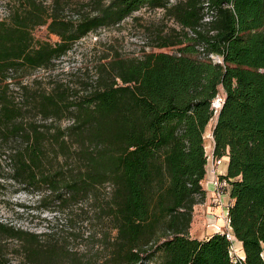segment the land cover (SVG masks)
<instances>
[{"label": "trees", "instance_id": "1", "mask_svg": "<svg viewBox=\"0 0 264 264\" xmlns=\"http://www.w3.org/2000/svg\"><path fill=\"white\" fill-rule=\"evenodd\" d=\"M78 1L7 0L0 18V140L10 164L0 174L33 199L18 204L53 214L91 199L103 246L71 264H264V0ZM72 4L77 18L62 16ZM143 8L176 24L154 33L155 50L106 53L84 93L22 83L25 68L48 67L89 32ZM40 27L57 39L36 38ZM214 115L212 151L227 157L218 177L242 257L230 254L226 230L189 233L206 195L204 131ZM41 234L51 233L0 221V264L4 237L21 238L14 250L23 264H53L68 251Z\"/></svg>", "mask_w": 264, "mask_h": 264}, {"label": "rangeland", "instance_id": "2", "mask_svg": "<svg viewBox=\"0 0 264 264\" xmlns=\"http://www.w3.org/2000/svg\"><path fill=\"white\" fill-rule=\"evenodd\" d=\"M49 4L52 0H42ZM79 0L78 2H82ZM7 0H0V18L7 14ZM79 10L73 4L62 10V16L75 19ZM133 17H127L119 24L96 31L89 32L86 36L73 44L71 49L61 57L54 59L53 64L46 68H25L21 71L22 83L33 87L51 88L57 83L67 84L79 93L85 92V81L96 77V65L99 61H105L104 55L114 52H121L124 56H138L144 51L155 50L153 46L154 33L160 29H167L176 24L171 19H163L160 9H141L136 11ZM36 38L47 39L54 42L57 38L47 35L45 28H36L33 31ZM10 87L15 90L19 97L18 85L11 82ZM221 95V94H219ZM214 98L218 102L220 96ZM217 107V106H216ZM215 115L209 120L204 131L206 151H211L212 136L211 129L215 122ZM39 121V117L37 118ZM68 118L59 120L61 126L69 124ZM9 145L0 140V172L6 174L10 171V164L7 157ZM227 158L222 156V163L219 168L225 169ZM205 180H211V175L206 173L202 185L206 189L205 198L193 205L192 221L189 233L202 235L204 232L213 230L230 231L227 224L226 209L229 202L227 184L219 187V194L216 193L211 184L206 185ZM0 221L19 227L25 231L37 233H51L40 235V239L56 240L58 244H65L68 251L59 255L53 260V264L82 263L91 258L93 254L100 251L103 246L101 236L104 225L92 216L91 199L78 202L70 208L59 209L51 214L49 211L40 208L24 209L18 203H32L27 193L18 188V184L7 180L0 174ZM220 218H223L221 220ZM8 243L7 264H23L19 252L14 249L22 242L21 238L4 237ZM232 239V253L238 254L237 240ZM150 264H156L151 262Z\"/></svg>", "mask_w": 264, "mask_h": 264}, {"label": "built area", "instance_id": "3", "mask_svg": "<svg viewBox=\"0 0 264 264\" xmlns=\"http://www.w3.org/2000/svg\"><path fill=\"white\" fill-rule=\"evenodd\" d=\"M211 19V16L209 14H206L203 18V21H209ZM41 28V27H40ZM209 56L214 60V61H217V62H221L222 61V57L218 54H215V53H209ZM218 96V95H217ZM219 99H218V102L216 104V102H214L213 100V105L216 107H219L221 105V101H222V96L219 95ZM212 136V134H211ZM222 163V156L220 157H216L214 156L213 154V151H212V148H211V151L207 152V158H206V173L210 174L211 175V180H205L206 182V185L208 184H211L213 190L219 194V187H222L223 184H225L226 182L224 181H221L218 177V175L220 173H222V170H220V168L218 167V165ZM206 173H205V176H206ZM205 178V177H204ZM227 236L230 237V233L229 231H227ZM232 245H231V249H230V254L234 257H242L241 255L239 254H233L232 253Z\"/></svg>", "mask_w": 264, "mask_h": 264}, {"label": "crops", "instance_id": "4", "mask_svg": "<svg viewBox=\"0 0 264 264\" xmlns=\"http://www.w3.org/2000/svg\"><path fill=\"white\" fill-rule=\"evenodd\" d=\"M227 158V157H226ZM220 170H222V172H225V170H226V168L225 169H221L220 168ZM226 213H227V209H226ZM221 220H223V218H220ZM217 230H220V229H217ZM213 231H215V230H213ZM213 231H211V232H207V234H210V233H212ZM205 232L202 234V235H192V236H195V237H198V238H203V237H205L206 235H207ZM236 245H237V247H238V254L239 255H241V256H243L244 254H243V249H242V246H241V241H239V240H237V243H236Z\"/></svg>", "mask_w": 264, "mask_h": 264}]
</instances>
